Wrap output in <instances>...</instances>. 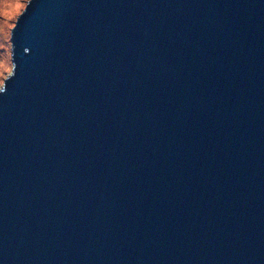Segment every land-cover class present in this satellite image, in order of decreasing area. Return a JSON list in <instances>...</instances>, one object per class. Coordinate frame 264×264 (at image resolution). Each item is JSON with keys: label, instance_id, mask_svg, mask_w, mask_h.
<instances>
[{"label": "water", "instance_id": "95a60500", "mask_svg": "<svg viewBox=\"0 0 264 264\" xmlns=\"http://www.w3.org/2000/svg\"><path fill=\"white\" fill-rule=\"evenodd\" d=\"M28 2L0 264H264V0Z\"/></svg>", "mask_w": 264, "mask_h": 264}, {"label": "rangeland", "instance_id": "374dc122", "mask_svg": "<svg viewBox=\"0 0 264 264\" xmlns=\"http://www.w3.org/2000/svg\"><path fill=\"white\" fill-rule=\"evenodd\" d=\"M29 0H0V89L13 74L12 29L26 9Z\"/></svg>", "mask_w": 264, "mask_h": 264}]
</instances>
